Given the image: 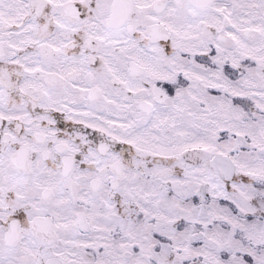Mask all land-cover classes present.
I'll return each instance as SVG.
<instances>
[{
    "label": "snow or ice",
    "instance_id": "1",
    "mask_svg": "<svg viewBox=\"0 0 264 264\" xmlns=\"http://www.w3.org/2000/svg\"><path fill=\"white\" fill-rule=\"evenodd\" d=\"M0 264H264V0H0Z\"/></svg>",
    "mask_w": 264,
    "mask_h": 264
}]
</instances>
